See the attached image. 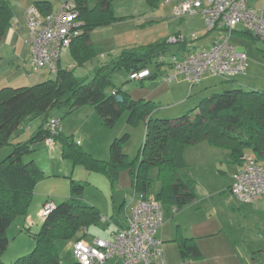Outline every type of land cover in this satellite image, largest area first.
I'll list each match as a JSON object with an SVG mask.
<instances>
[{"label": "rangeland", "instance_id": "374dc122", "mask_svg": "<svg viewBox=\"0 0 264 264\" xmlns=\"http://www.w3.org/2000/svg\"><path fill=\"white\" fill-rule=\"evenodd\" d=\"M12 1L19 3L24 0ZM48 1L54 11L62 5L61 0ZM96 3L97 0H88L89 8L93 9ZM113 9L116 21L112 25L98 27L90 32L89 44L92 48L89 46L88 50L81 49L75 55L70 53L69 49L63 53L62 67L72 70L78 81L85 84L91 83L103 66L112 64L125 50H142V46L167 42V51L159 58L161 65L158 67L155 62L150 65L152 72L157 75L156 79L130 80L125 70L107 69L105 73L111 76L110 79L114 86L109 87L107 93L111 95L115 89H120L132 100L152 103L154 119L173 121L194 111L203 100L215 94L239 89V87L246 88V84L252 88L244 89L245 91H264V42L260 38L251 36V34L248 36L234 35L230 40L239 52L247 55L248 71L245 75L222 77L208 73L194 86L182 75H178L173 81H166L168 75L174 74L170 69L172 59L175 55L179 57L182 55L180 45L183 43H170L175 36L185 38L186 44L191 45L192 48H203L208 47L217 39L218 34L207 32L201 14L177 19L171 15V7H165L161 0L156 7H151L146 0H114ZM240 29H242L241 26ZM33 74L38 76L39 72L36 71ZM39 75L42 82L56 78V74L50 72L48 68L42 69ZM36 84L38 83L31 84V86ZM68 112V108L64 107L52 109L50 119L56 117L55 119L59 120L63 136L80 142H78V147L81 152L91 155L96 160L109 162L112 142L129 134L130 140L124 144L123 153L130 162L138 159L145 141L146 123L139 121L135 125H130L128 110H123L121 117L113 127H107L103 123L96 108L92 105H86L72 113ZM44 119V115L26 119L12 143L30 140ZM53 148L54 151L48 149L45 142L36 143L32 152L23 158L25 163L33 161L34 167L44 175V179L37 184L34 190L31 205L48 197H50L48 202L54 201L61 204L70 199L71 182L82 183L85 185L84 201L99 207L103 219L89 229L88 235L83 236L84 233H80L78 238L83 237L88 243H92L95 237L108 238L115 230L111 216L123 205L125 208H130L132 202L136 201L131 172L122 170L117 178L112 180L106 173L90 171L82 163L74 164L65 159L61 151V141ZM11 151V146L4 147L0 151V160L6 158ZM230 155L227 149L216 148L207 141H203L186 147L184 165L179 170L182 180L195 182L197 205L202 208L203 214L208 219L212 218L211 222L219 219V221L223 220L231 224L227 227L226 233L230 230L237 231V227L234 229L232 225V220L238 219L236 209L239 204L234 199L232 203L230 202L231 197L227 191L238 167L237 164L231 163ZM245 155L252 157L253 153L251 150H246ZM150 178L151 186L147 195L157 198L161 189L157 169L150 170ZM140 192L143 193L138 191V196ZM246 220L242 231L239 228L240 231H237V235L233 238H239L244 232L242 239L247 242V248L252 252L262 250L264 253V239L260 241L261 238L259 239L254 233L255 224L251 217H247ZM246 225L248 231H246ZM15 226L16 221L7 231L10 244L2 257L6 264H11L30 254L36 246L31 235L33 232L29 228L21 231ZM76 241L77 238L57 242L61 264H79L73 255V244ZM110 262L122 264L116 258ZM260 262H264V254L261 255Z\"/></svg>", "mask_w": 264, "mask_h": 264}, {"label": "trees", "instance_id": "16d2710c", "mask_svg": "<svg viewBox=\"0 0 264 264\" xmlns=\"http://www.w3.org/2000/svg\"><path fill=\"white\" fill-rule=\"evenodd\" d=\"M74 1L85 22V31L72 44L73 55L81 49H89L91 31L116 21L114 0H97L93 9L89 8L88 0ZM146 1L151 7L160 3V0ZM34 5L44 14L54 11L50 2L38 1ZM12 20L10 1L0 0V41ZM250 34L255 36L248 32ZM167 46V42H157L142 46V50H125L112 64L103 66L88 84L78 81L72 70L59 65L54 80L31 87H7L0 90V151L4 147H12L11 153L0 160V264H6L2 257L10 244L7 237L9 227L16 219L28 215L34 190L44 179L43 173L34 167L33 161H23L36 143H46L49 139L56 144L61 141L65 159L74 164L82 163L90 171L106 173L112 180L117 178L120 171L129 170L137 192L148 191L151 186L150 170L155 168L158 170L161 187L156 200L163 206H174L178 210L188 207L197 199L195 182L184 181L179 175L184 165L186 147L207 141L213 147L227 149L231 154V163L238 166L244 161L245 151L251 150L253 156L264 164V91L233 89L215 94L203 100L194 111L173 121L154 119L152 103L132 100L120 89H115L111 95L107 93L109 87H114L111 76L105 73L107 69L125 70L128 74L147 69L151 73L149 78L156 79L157 75L152 72L150 65L154 62L158 67L161 65L159 58L166 53ZM119 96L123 98L122 102L117 100ZM86 105L96 108L107 127H113L125 109L129 112L130 125L139 121L146 123L145 141L135 162H130L122 150L130 140L129 134L112 142L110 161L104 162L81 152L78 142L66 138L60 130L51 129L52 109L64 107L68 108V113H72ZM43 115V123L30 140L12 143L26 119ZM84 191V184L72 181L70 199L55 204L52 212L44 219L40 231L31 234L36 244L34 250L11 264H61L57 242L75 238L82 240L83 237L78 238L79 234L84 233L85 236L86 230L103 219L99 208L84 201ZM119 212L120 209L116 214ZM117 215L114 218L117 219ZM180 249L182 257L200 255L199 248L187 242H181ZM256 263L264 264L259 261Z\"/></svg>", "mask_w": 264, "mask_h": 264}, {"label": "built area", "instance_id": "2783aa9c", "mask_svg": "<svg viewBox=\"0 0 264 264\" xmlns=\"http://www.w3.org/2000/svg\"><path fill=\"white\" fill-rule=\"evenodd\" d=\"M61 2L58 10L48 14L42 13L35 5L30 6L27 11L30 62L35 71L48 68L56 74L63 53L85 31V22L81 18L77 3L74 0ZM161 2L165 7H171L173 17L184 19L201 14L207 32L223 34L210 48L194 50L181 60L174 56L171 63L174 74L168 75L166 81H173L178 75H182L194 86L208 73L222 77L247 73V55L239 52L230 40L235 30L244 26L264 42V17L248 5V0ZM171 42L186 43L181 36H175ZM150 76V71L146 69L129 74V79L140 81ZM49 125L53 131L60 130L57 119H52ZM46 144L50 147L55 142L49 139ZM230 192L237 201L244 204L254 203L263 197L264 164L254 156H245L233 176ZM54 207L53 202H47L40 217L45 219ZM163 224V205L156 198L142 194L132 207L125 228L118 230L110 239L95 238L92 243L76 241L73 244V255L79 264H106L114 258L119 259L122 264H165L162 242L156 236Z\"/></svg>", "mask_w": 264, "mask_h": 264}, {"label": "crops", "instance_id": "0c3cea01", "mask_svg": "<svg viewBox=\"0 0 264 264\" xmlns=\"http://www.w3.org/2000/svg\"><path fill=\"white\" fill-rule=\"evenodd\" d=\"M9 1L13 9V20L11 26L6 31L5 36L0 41V90L7 87L21 88L29 87L34 83H42L39 77L41 71L37 74L38 76H35L33 73L36 71L30 62L31 47L28 44L27 11L30 6L34 5L38 1H49L24 0L22 2L19 1V3L12 0ZM249 1L248 5L255 12L262 14L264 17V0ZM239 27L235 30L233 36H247L249 31H247L244 26H241L242 29L240 30ZM215 33L218 34L219 37L211 42L208 47L203 48H210L223 35L222 32ZM180 49L182 52L181 57L178 55H175V57L181 60L184 59L190 52L202 48H192L191 45L187 44L186 46L180 45ZM69 51L71 53L72 48H70ZM59 65L62 67V58ZM170 69H172V67ZM146 79L140 81H145ZM245 86L246 88L239 87V89L241 88L244 90L252 88L247 84ZM54 145H56V143ZM54 145L49 147L46 144V147L54 151ZM239 168L240 166L237 167L234 174L237 173ZM233 176L232 182L227 190L229 196L231 197V201H228L231 203L233 202V199L237 201L230 192V188L233 184ZM135 193L136 196L134 195V198L136 197L137 199L135 198L136 201L134 203L132 202L130 208H125L123 205L120 208L118 215L115 212V214L111 216V221L115 230L106 239H110L114 233L126 226L127 220L132 213V207L137 203L138 197L142 194L147 195V192H140L139 196L137 195V191H135ZM48 198H44L41 202L32 204L26 217L16 219V229L22 231L28 230L25 228H29L31 232L38 233L45 221L40 217V212L44 204L48 202ZM197 203L198 201L196 199L195 202L182 210H178L174 206H163L164 224L158 229L156 236L162 242L165 264H257L256 261L260 262V257L264 254L263 251H250L247 248V242L242 239L244 238V232L241 233L239 238L233 237L234 235H237V231H240V229L242 231L244 221H247L246 218L251 217V220L255 224L254 233L258 238H261H259L260 241L264 239V196L251 204H244L237 201V203H239L237 204L238 206L236 209L238 211V219L232 220V225H234V229L237 227V231L234 232V230H230L228 231L229 233H226L227 227L231 225L227 224L229 222H224L223 220L219 221V219L215 220V222H211L212 218L208 219L207 216L203 214L202 208L199 207ZM55 204L57 203L54 202V205ZM116 215L117 219L114 218ZM246 231H248L247 225ZM88 232L89 229L86 230V235H88ZM95 238L103 239L100 237ZM82 240L86 241L85 238ZM181 242L196 245L199 248L200 255H188L187 257H182L180 249ZM106 264L117 263L109 261Z\"/></svg>", "mask_w": 264, "mask_h": 264}, {"label": "water", "instance_id": "95a60500", "mask_svg": "<svg viewBox=\"0 0 264 264\" xmlns=\"http://www.w3.org/2000/svg\"><path fill=\"white\" fill-rule=\"evenodd\" d=\"M117 100H118L119 102H122V101H123V98H122L121 96H119V97L117 98Z\"/></svg>", "mask_w": 264, "mask_h": 264}]
</instances>
